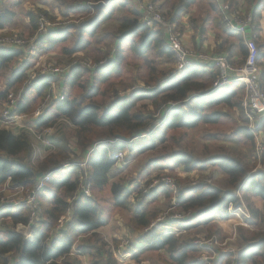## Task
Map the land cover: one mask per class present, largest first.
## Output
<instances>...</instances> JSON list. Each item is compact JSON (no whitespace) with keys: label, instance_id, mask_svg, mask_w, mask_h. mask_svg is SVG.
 <instances>
[{"label":"trees","instance_id":"obj_1","mask_svg":"<svg viewBox=\"0 0 264 264\" xmlns=\"http://www.w3.org/2000/svg\"><path fill=\"white\" fill-rule=\"evenodd\" d=\"M19 1L0 0V30L14 20L15 12L12 7L19 4ZM94 1L99 3L83 8L80 5H72L76 12L88 14L92 11L94 15L90 19L72 23L58 32L46 30L41 32L42 34L38 33L44 38L47 51L74 55L87 48L91 39L97 35L99 27L113 18L119 6L125 11L120 16V23L104 35L105 38L113 40V48L101 56L102 60L95 61V66L91 69H85L77 62L63 75V86L72 92L73 96L67 94L63 99H54L30 123L35 132L41 133L54 127L59 119H65L73 126L72 136L77 140L76 147L80 153L78 155L69 153L66 145L58 147L56 152L50 153L38 169L34 170L30 165L33 147L29 135L26 132L13 133L0 127V189L8 179L12 186L20 185L32 189L38 180V172H52L43 192L37 196L41 213L38 225L32 227L31 239H25L24 235L15 229L17 223H28L25 208L5 206L0 210V221L11 222L10 228L5 229L0 235V264H81L79 259L81 254H88L92 259L102 254L105 264H119L114 256L120 249L119 241L114 239L108 246L97 232L98 228L108 223L110 215L115 210L129 213L126 225L131 231L147 229L140 234L138 241L140 246L136 247V250H125V253H130L136 262H139L138 257L142 252L153 251L161 255L160 252L164 251L165 258L161 257L164 264H203L191 256L197 248L190 241H179L171 232L162 229L161 225L149 228L156 220L157 214L147 209L146 204L157 200L160 193L158 187L153 189L151 187L146 191L143 188L136 192L139 184V178H136L131 181L135 190L133 192L128 187L129 183L110 182L108 173L116 163L113 156L117 152L143 153L154 150L157 142L172 140L173 144L179 143L182 140L181 133L200 122L210 128L205 133L206 137H216L218 134L212 132L211 127L227 115L218 109L206 110L224 105L240 108L242 99L239 98L234 105L232 104L237 86L235 84L230 88L212 91L214 74L205 71L202 65L187 68L177 76L158 72L151 65L148 52L163 56L166 60H174V55L165 46L163 24L156 22L153 25L154 30H151L141 23L140 13L132 0ZM205 1L208 6L207 20H211L215 27L222 29L220 13L214 1ZM194 3L195 0H174L170 10L165 14L167 22H178ZM245 3L247 9L253 11L254 16L259 15L264 6V0H245ZM42 15L53 20V17L42 9H37L36 13H27L31 25L30 36L38 31ZM71 36H74V41L72 46H69ZM40 37L37 43L41 46L43 41H40ZM239 41L241 45V39ZM23 49H8L0 45V72L10 68L11 64L23 55ZM263 56L259 49L258 63ZM130 57L135 60L141 58L148 64L150 78H147L144 87H135L128 93L118 96L114 89V79L122 73L123 62L128 61ZM29 67L27 62L21 60L6 77L5 85L0 89V118L7 93L11 88L19 93L11 115H33L40 103L49 95L51 84L56 81V77L40 74L29 83L27 75ZM109 92L111 94L107 95ZM105 95L109 98L106 101H99ZM138 101L148 102L147 107L150 106L151 110L147 113L133 111ZM171 103H175V107L165 109ZM158 110L160 114L167 110L166 117L160 123L159 117L155 116ZM260 126L264 127V123ZM236 131L243 134L247 142L253 144V136L246 127ZM142 134L147 136L140 138ZM137 138L141 141H134ZM91 149L85 169L87 182L91 185V194L86 196L80 192L78 175L65 173L61 166L65 162L81 161ZM184 151L181 149L164 152L151 159L146 168L165 163L171 168L182 166L189 172L195 168L203 169L212 165L220 167L225 173L222 186L198 183L178 189L176 204L179 210L186 213V217L181 220L185 222L181 224L184 229L207 223L216 217L227 218L225 210L229 203L237 207L241 205L237 192L243 194L250 216L247 221L254 224L260 221L264 226V210L253 204L255 197L264 203V171L247 176L250 169L238 154L223 153L196 159ZM70 155L76 156L75 159L71 160ZM260 162L264 165V154ZM169 192L165 189L168 197ZM136 195H139V198ZM135 196L137 201L134 200ZM68 211L70 216L65 228L57 233L55 226L63 221ZM215 232L219 233V230ZM239 232L241 238L239 243H242L236 253H221L213 264H228L230 260L232 264H264V230L240 229ZM84 236L87 237V242L79 240ZM72 249H75L77 254H71Z\"/></svg>","mask_w":264,"mask_h":264},{"label":"rangeland","instance_id":"obj_2","mask_svg":"<svg viewBox=\"0 0 264 264\" xmlns=\"http://www.w3.org/2000/svg\"><path fill=\"white\" fill-rule=\"evenodd\" d=\"M170 1L171 0L158 1L164 16L167 12L166 9ZM96 2L97 4L99 3V1ZM96 2L94 0H90V2L86 0H20L19 4L13 6L12 10L15 12L14 20L9 25H6L3 30L0 31V33L5 35H17L22 39L29 40L30 45L28 48L23 49V55L17 61H14L10 68L0 72V89H2V87L5 85V79L11 72V68L17 66L22 59H24L23 61L30 65L29 70L27 71L28 76L32 75L33 73H36V75L41 74V72L47 67L70 68L71 64L74 62H78L82 67L88 69L92 66L90 64H95L94 62L98 59L102 60L101 56L104 55L108 49L113 48V40L111 38L110 40L109 38H105L104 35L107 31L113 30L119 24V18L122 14L121 9H117L113 18L99 27L97 35L91 39V42L88 44L85 50L74 55H65L57 53L56 51H47V44H44L45 40L43 41L44 38L38 35V33L44 32L46 30L58 32L62 29H65L72 23H78L79 21L86 18L90 19V17H93L94 15L92 11L88 14L82 11L76 12L73 10V6L80 5V7L83 8ZM37 9L46 11L50 17H53V20L42 15L40 17L42 18V20H40V25L42 24L40 27L43 29L40 32L37 31L34 33V35L30 36L31 25L29 23L27 13H36ZM255 32L258 38V30H255ZM38 37H40V41H43L41 42L43 43L41 46L40 43H37ZM73 41L74 36H71L69 40V46H72ZM107 43L109 44L107 45ZM257 43L259 44V41H257ZM235 51L237 52V50ZM148 57L150 58L149 61L151 62V65H153L158 72H164L166 75L173 72L174 68L171 66L173 59L166 60L165 57L156 56L152 52H148ZM128 59V61L125 60L123 62L122 73H119L117 78L115 77L114 79V89L118 96L128 93L135 87H144L147 78H150L149 66L144 62L143 59L140 58L135 60L131 57ZM213 74L215 79L217 74L215 69ZM56 79L60 81V78L56 77ZM212 86L213 82L211 88ZM125 87L128 88L125 89ZM9 92L18 94V91L13 88L9 89ZM49 94L50 96H46L44 101L40 103V105L43 104V110L48 107L54 99L59 98L61 95L65 96L67 94H71V96H73V93L69 92V90L63 86V84L58 86L57 81H55L53 86L51 85V91ZM110 94L111 92H109L107 95ZM107 95L99 99V101H106L109 98L106 97ZM239 98L242 99L240 108L238 106L224 105L221 107L215 106L206 110L212 111V109H218L224 111L227 115V117L222 118L219 123L211 127V131L218 134L216 137H206L205 133L208 132V129L210 128L208 126L206 127L204 123L200 122L195 127L188 128L182 132V140L179 143L176 142L173 144L172 140L169 142L166 141L164 143L157 142L155 144L156 148L154 150H148L143 153H138L136 151H124V157L122 160L116 162L114 165L115 167L108 173L110 182L121 181L125 184H131V181L139 178V184L137 188L135 187L137 189L136 192H138L139 189H148L147 187L150 184L152 189L158 187V191L160 193L157 200L150 201L146 204L147 209L157 214L154 224L157 225L156 227H158V225H162V229L171 232L179 239V241H190L193 245H195L197 250L192 252L191 256L195 257L203 264L215 263V260L221 253L235 254L240 247V243H242H239L241 239L239 232L240 229L259 231L260 229L264 230V226L260 223V221L256 224H254V222L247 221L250 216L247 212H245L244 206L246 204L243 200V194L242 192H237V196L240 199L241 205L240 207H237L229 203L232 205V207H229V204L226 207L225 213L228 215L227 218L221 219L216 217L214 220L207 223H200L196 226H192V228L184 229L181 224L185 222H181V218L182 215L186 217V213L179 210L175 200L176 195H178L179 192L177 194H173L170 191V196L168 197L165 194L166 187L161 185L162 179L166 177L173 178L178 189L181 187L194 186L198 183L204 185L222 186L224 185L225 173L220 167L212 165L203 169L195 168L187 172L182 166L171 168L165 163H160L158 166L147 169L146 164L154 157L164 154V152L182 149L185 150L184 152L192 154L196 159H203L205 157L223 153L238 154L245 160V163L250 169V172L247 173V176L257 171H264V165H262L260 162L264 154V127H260L259 130L255 129V132L252 133L253 144L247 142L243 134L237 133V129L241 127L247 128L249 125V122L245 119L243 114V105L245 102V89L243 87L236 90V97L233 99L234 102L232 104L234 105L235 101ZM147 104L148 102L146 101H138L133 108V111L147 113V111L151 110V107H147ZM156 114L157 113H155V116ZM30 117L33 116L28 115L25 119L28 120ZM14 125L15 123L3 125L2 127L12 128ZM72 131L73 126L65 119H59L54 127L45 130V138H51V142L43 139V143L47 146L52 145L53 147L50 148L51 151L47 150V148L42 150L40 143L36 141V137L33 136L31 141L34 158L30 161V165L32 167L36 166L38 168L42 161L50 153L56 152L58 147H64L65 145L69 150V153L72 152L78 155L80 151L77 147L73 146L75 145V137L72 136ZM143 137L145 138L146 136L140 135V138ZM134 141L141 140L137 138ZM259 145L262 146L263 149L261 153L258 152L257 147ZM70 157L72 160L75 159L76 156L70 155ZM62 169L65 173L75 172L76 175H78L76 168L66 166ZM147 183L148 185L146 186ZM132 187H134L133 184ZM134 191L135 190H133V192ZM167 191L169 190L167 189ZM148 193L150 192L148 191ZM136 196L139 198V195ZM136 196L134 197L135 201L138 200ZM173 196H175V198ZM131 199L132 196L130 200ZM262 204L263 207L260 210H264V203ZM116 212V210L113 211L110 216L112 217V215ZM116 214H118L115 220L116 226L121 229V232L116 235V240H118L119 243L125 241V243L122 242V245L126 244L125 246H122V248H120V245L118 244L120 249L115 253L118 263L164 264V262L161 260V257L165 258L164 251L160 252L161 255L153 251L142 252L138 257L139 262L133 260L131 256H125V250H136V247L140 246L138 244L140 234H142L143 231L147 229L136 231L135 234H132V231L126 225L129 213L125 211H119ZM149 228H151V226ZM216 230H219V233H216ZM112 243L113 241H111V244ZM104 262V260L98 261L99 264H104ZM228 264H232V260H230Z\"/></svg>","mask_w":264,"mask_h":264},{"label":"built area","instance_id":"obj_3","mask_svg":"<svg viewBox=\"0 0 264 264\" xmlns=\"http://www.w3.org/2000/svg\"><path fill=\"white\" fill-rule=\"evenodd\" d=\"M132 1L140 13L141 23L149 27L153 26L156 22L163 24L165 46L174 55L175 59L174 70L171 75L176 76L182 73L185 69L194 65H202L205 67H213V69L217 71L216 77L213 81V86L211 88L212 91L220 88L230 87L235 83L241 85L245 89L243 114L245 119L249 122V128L251 129L252 133L255 132L254 124L257 123L261 117H264V88L260 83V67L258 63L259 49L257 43V34L255 32L251 13H242L240 9L234 7V5H232L228 0H213L220 13V21L224 29L228 32L239 34L246 48V54L243 62L240 65H234L229 61L225 54H210L201 50L186 48L182 43L179 29L174 23L167 22L166 17L162 13V9L158 3V0ZM39 28L40 29H38V32L43 29L41 27ZM29 42V40L22 39L17 35H5L0 33V45L8 49L26 48L30 45ZM23 60L24 59H22V61ZM75 63L77 62H74L73 64ZM90 65L92 66L89 68L87 67L88 69H91L95 66V64ZM68 69V67H47L41 72V74H50L54 77L60 78L59 80H61ZM36 76V73L29 75L28 82L30 83L31 80ZM54 83L51 85L53 86ZM48 96H50V94ZM18 98L19 93H7L4 110L0 118V123L2 125L16 123L18 120L24 117L19 115H11V111L16 106ZM63 98L64 97L61 95L56 99L60 100ZM173 107H175V103H171L165 109L168 110ZM41 110H43V104L37 107L33 113V116H38L41 113ZM166 111L164 110L163 113L160 114V110H158L156 114V116L159 117L158 123H160V121L166 117ZM33 136L36 137V141L43 143V137L41 134L34 131ZM141 136H147V134H142ZM257 148L259 153L263 151L262 146L259 145ZM91 151L92 149L87 152L81 161L74 163L65 162L61 166L62 168L70 166L77 169L78 181L80 182V192L86 196H90L91 192V185L89 182H87L85 173L86 163ZM123 153L124 152L121 151L117 152L113 156V159L116 160V162L121 161L124 157ZM51 173L52 172L42 173L38 177V180L32 189H26L20 185L12 186L9 184V179L0 189V210L5 206L17 209L25 208L27 210L28 223H17L15 226L16 230L21 231V233L24 235V238L27 240L31 239L32 227L37 226L41 213L37 196L43 192L45 184L50 179ZM161 185H164L166 189L171 191L173 194H177L179 191L174 179L171 177L163 178ZM147 188L150 189L151 184L148 185ZM148 189H145L144 191ZM173 197L175 198V196ZM229 207H232V205L229 204ZM69 216L70 214L68 211L63 221L55 226V231L57 233L65 228V223L68 221ZM181 219H184L183 215ZM154 222L155 221L151 223V227L157 226L154 224ZM122 242L125 243V241ZM122 242L120 243V248L126 245H122ZM124 254L125 256L129 255L128 252Z\"/></svg>","mask_w":264,"mask_h":264},{"label":"crops","instance_id":"obj_4","mask_svg":"<svg viewBox=\"0 0 264 264\" xmlns=\"http://www.w3.org/2000/svg\"><path fill=\"white\" fill-rule=\"evenodd\" d=\"M173 1L174 0H171L169 2L168 7L166 9L167 12L170 10V6L172 5ZM228 1L232 5H234V7L240 9V11H242V13H251V15L253 17V24H254L255 30L256 31L258 30V32H257L258 33L257 41H259L258 47H259L260 51L263 52V55H264V6H263L260 14L257 16H254L253 11L251 9L250 10L247 9L245 0H228ZM134 6H135V4H134ZM117 9L122 10L121 15H123L125 13L123 7L119 6ZM207 9H208V6H207V2L205 0H195L194 5L188 10V12L183 14L180 17L178 22L174 23L175 25L177 24V28L179 29V31L181 33V39H182L183 45L186 48L201 50L203 52H207L210 54H214V53L225 54L231 63H233L235 65H240L242 63L243 58L245 57V54H246V48H245V45H244V42H243L241 36L239 34H236V33L228 32L227 30L224 29L222 24H221L222 29L215 27L211 20H207V18H208ZM167 12L165 14H167ZM119 23H120V18H119ZM220 23H221V21H220ZM147 27H149V26H147ZM149 29L154 30V26L149 27ZM181 29H182V31H181ZM2 30H0V31H2ZM239 39H241V42H242L241 45H240ZM241 48H242V50H241ZM235 50H237V52ZM174 63L175 62L173 60L172 65H171L172 68H174ZM15 67L16 66L12 67L11 71ZM203 67H204V70L207 72L213 73V71H214L213 67H205V66H203ZM259 67H260V83L264 88V56L261 57V59L259 60ZM10 74H11V72L9 73V75ZM44 74H46V73H44ZM44 74H42V75H44ZM61 80L58 81V79H56V81L58 82V86H61L62 84H64V81L63 80L61 81ZM235 84H232L230 87L234 86ZM235 86H237L236 90L238 88H242V86L239 84H236ZM230 87H227V88H230ZM36 117L33 116L27 120V119H25L26 116H24L23 118L18 120L15 123V125L12 126V128H6V129L11 130L13 133L26 132L29 135L30 141H31V139L33 137V132L36 130L34 129V127L32 125H30V123H31V121L35 120ZM262 123H264V117H261L259 119V121L254 124V128L259 130L260 129L259 127H261L260 125ZM2 126L3 125L1 124L0 127L4 128ZM247 128L252 135V131L249 128V125ZM44 131L39 133V134H41L43 139L48 140V142H51V140H50L51 138L50 139L45 138ZM46 137L48 138L47 135H46ZM76 141L77 140L75 138V141H74L75 145H73L75 147H76ZM39 143H40V147L42 150H44V148H47V150H50V148L53 147L52 145L47 146L44 143H41V142H39ZM31 144H32V141H31ZM33 158L34 157H33V151H32L31 160H33ZM114 167L115 166H113L110 170H112ZM33 169L37 170L38 168L35 166V167H33ZM38 173H41V172H38ZM68 174L74 175L75 172L74 173H68ZM131 185L132 184L128 185V187L130 189H132ZM253 201H254V205L258 209H262V207H263L262 203L263 202L260 198L255 197V198H253ZM244 208H245V212L248 213L246 206H244ZM116 211H117L116 213L119 212V210H116ZM116 213L113 214L111 218H109V221L106 225L97 229V232L102 235L103 239L108 243V246L111 245L112 240L117 238L116 235L121 232V229H119L116 226L115 220H116V217L118 215ZM10 226H11V222L9 220H6L4 222L0 221V235L3 234V231L5 229L10 228ZM15 229H16V227H15ZM19 232L21 233V231H19ZM135 232L136 231H132V234H135ZM79 240L82 242H87V237H85V236L80 237ZM115 253H114V256L116 255ZM71 254H77V251L75 249H72ZM127 256H131V254L129 253V255H127ZM79 259L81 261V264H99L98 263L99 260L105 261V258L102 254H101V256L96 257L94 259H92V257L89 256L88 254H81V255H79ZM104 264H105V262H104Z\"/></svg>","mask_w":264,"mask_h":264},{"label":"water","instance_id":"obj_5","mask_svg":"<svg viewBox=\"0 0 264 264\" xmlns=\"http://www.w3.org/2000/svg\"><path fill=\"white\" fill-rule=\"evenodd\" d=\"M42 173H38L37 176H40Z\"/></svg>","mask_w":264,"mask_h":264}]
</instances>
